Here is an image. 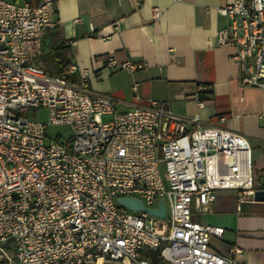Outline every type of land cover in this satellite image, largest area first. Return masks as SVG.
<instances>
[{
    "label": "built area",
    "instance_id": "obj_1",
    "mask_svg": "<svg viewBox=\"0 0 264 264\" xmlns=\"http://www.w3.org/2000/svg\"><path fill=\"white\" fill-rule=\"evenodd\" d=\"M59 1L0 0V261L239 264L236 248L210 247L223 228L194 221L192 211H210L221 190L235 191L238 205L255 202L245 136L176 116L165 101L116 111L110 97L88 92V72L77 83L47 76L36 61ZM219 13L228 23L216 45L235 49L240 83L260 91L264 118V0H231ZM205 90L195 93L198 106ZM49 127L69 135L50 136ZM119 197L152 209L163 200L166 217L130 211Z\"/></svg>",
    "mask_w": 264,
    "mask_h": 264
},
{
    "label": "crops",
    "instance_id": "obj_2",
    "mask_svg": "<svg viewBox=\"0 0 264 264\" xmlns=\"http://www.w3.org/2000/svg\"><path fill=\"white\" fill-rule=\"evenodd\" d=\"M10 1L36 5V0ZM229 2L60 0L57 25L44 35L36 63L50 77L68 63L65 72L74 83L88 72V92L110 97L116 111L165 101L176 116L198 115L204 123L244 135L255 187L264 190L261 93L240 83L239 66L231 57L235 49L215 42L216 32L228 23L219 9ZM126 61L144 67L122 69ZM199 87L208 91L202 106L195 97ZM236 195L233 190L216 192L210 211L193 210L192 219L223 228L220 239H210L215 252L225 254L234 247L239 264H264V201L238 205Z\"/></svg>",
    "mask_w": 264,
    "mask_h": 264
},
{
    "label": "water",
    "instance_id": "obj_3",
    "mask_svg": "<svg viewBox=\"0 0 264 264\" xmlns=\"http://www.w3.org/2000/svg\"><path fill=\"white\" fill-rule=\"evenodd\" d=\"M254 200L264 201V190H256L254 193ZM116 202L120 206L130 211H134V212L145 211L149 213L150 215L161 218V219H164L166 217V209H165L163 200L159 201L158 207L156 209L145 207V205L143 204L141 200L134 198V197H119L116 199Z\"/></svg>",
    "mask_w": 264,
    "mask_h": 264
},
{
    "label": "rangeland",
    "instance_id": "obj_4",
    "mask_svg": "<svg viewBox=\"0 0 264 264\" xmlns=\"http://www.w3.org/2000/svg\"><path fill=\"white\" fill-rule=\"evenodd\" d=\"M37 118L38 119L45 120L46 119V111L41 110L38 113ZM107 119H108L107 116H102V120L103 121H106ZM57 133H62V135L65 136V137H67L69 135V132L67 130H65V128H62V127H49L47 129V134L50 135V136H55ZM161 170H162V174L164 176L163 165H161Z\"/></svg>",
    "mask_w": 264,
    "mask_h": 264
},
{
    "label": "trees",
    "instance_id": "obj_5",
    "mask_svg": "<svg viewBox=\"0 0 264 264\" xmlns=\"http://www.w3.org/2000/svg\"><path fill=\"white\" fill-rule=\"evenodd\" d=\"M67 66H68V63L61 65V67H60L59 70H58L57 75H58L59 77H62V78H65V79L69 80V77L67 76V74H66V72H65ZM207 93H208V91L205 90V91L201 94V99L204 100V97H206ZM0 264H3V263L0 261Z\"/></svg>",
    "mask_w": 264,
    "mask_h": 264
}]
</instances>
